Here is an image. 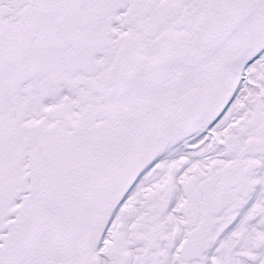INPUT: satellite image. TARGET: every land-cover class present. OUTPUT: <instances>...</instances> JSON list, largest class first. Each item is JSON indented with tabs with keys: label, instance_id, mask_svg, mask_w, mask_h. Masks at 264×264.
I'll return each instance as SVG.
<instances>
[{
	"label": "snow or ice",
	"instance_id": "snow-or-ice-1",
	"mask_svg": "<svg viewBox=\"0 0 264 264\" xmlns=\"http://www.w3.org/2000/svg\"><path fill=\"white\" fill-rule=\"evenodd\" d=\"M0 264H264V0H0Z\"/></svg>",
	"mask_w": 264,
	"mask_h": 264
}]
</instances>
